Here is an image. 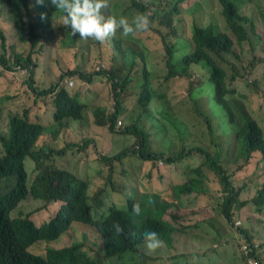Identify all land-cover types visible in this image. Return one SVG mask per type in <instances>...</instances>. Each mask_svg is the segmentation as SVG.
<instances>
[{
    "label": "trees",
    "instance_id": "16d2710c",
    "mask_svg": "<svg viewBox=\"0 0 264 264\" xmlns=\"http://www.w3.org/2000/svg\"><path fill=\"white\" fill-rule=\"evenodd\" d=\"M184 1L108 0V7L102 10L106 17L131 19L136 13L144 12L150 18V27L127 36L118 29L115 35L98 42L93 38H80L79 34L73 36L69 27L60 24L62 13H58L49 0L43 3L40 0H0V16L5 11L10 14L18 41L9 46L8 35L0 23V65L9 72L14 70L28 75L24 84L45 107L44 118L54 124L53 128L66 126L65 122L69 120H86V103L81 95L98 78L105 80L110 99L91 108L96 118L94 124L113 128L120 122L129 136L137 135L142 139L145 151L150 146L155 150L135 157L143 161L161 160L169 167L181 169L188 177L186 181H190L183 186L172 184L176 197L207 195L209 183L213 180L220 195L210 211L235 229L239 239L233 235L232 240L241 249L239 254H243L244 264H264V128L262 130L247 104L249 97L237 92L233 86L235 81L242 83V77L248 72L244 84L251 90L250 98L264 102V91L258 86L260 78L264 77V47L255 45V37H259L258 24L261 20L264 22V7L259 8L260 0H245L252 12L244 15L238 12L234 0H222L224 27L216 23H195L191 38L180 40L179 54L167 45L166 69L158 71L142 41L158 36L163 45L167 44L174 29H178L175 15ZM223 29L230 30L231 35ZM131 41L139 44L140 49L127 44ZM49 42L52 46L46 53ZM90 44H96L98 51L113 49L107 64L99 61L95 72L86 71L78 59L77 47L84 51V47ZM59 50L58 57L64 58L63 63L58 58L51 59ZM229 55L240 59L241 66L234 64ZM43 59L47 60L46 68ZM224 62L232 64L233 71L227 69ZM52 67L56 77L49 82L44 72ZM177 77L189 79V105H182L177 96L171 97L168 92L170 81ZM72 78L75 79L74 86L67 83ZM208 88L209 103L205 105L193 92ZM132 105L136 106L137 112L133 111ZM184 108L188 111L182 114ZM11 118V138L6 144H0V177H15L13 191L8 196L0 194V264H109L110 257L142 264L137 253L145 246L142 240L145 232L156 231L162 244L174 248L179 236L192 241L203 239L200 229H189L193 225L200 227L202 221H207L212 228L210 218H187L185 210L179 213L176 204H166L161 193L129 194L124 204L110 206L104 219L94 221V214L102 209L103 204H87V185L70 173L47 167L28 184L23 158L30 152L41 129L45 131V126L41 124L40 127L31 120L29 108ZM151 125L155 132L148 129ZM166 129L170 132L165 133ZM173 132L176 133L173 135ZM217 132L230 137L231 143L219 140ZM157 137L165 138L171 147L178 140L182 147L173 151L159 149ZM196 156L201 160L198 166L185 168L182 165L183 161ZM231 165H235V171L229 169ZM249 167L253 168L252 171L242 177ZM209 172L216 177L210 178ZM249 185L253 192L240 200ZM26 194L42 196L46 204L57 198L67 199L70 206L65 214L37 229L28 219L11 220L9 216L10 209ZM134 204L141 209L138 219L131 216ZM41 209L38 207L35 211ZM237 219L241 220L238 226ZM75 222L94 226L102 240L97 255L103 254L104 260L91 256L81 241L50 249L47 259L26 250L38 238H57ZM116 225L120 226V231L116 230ZM209 234L212 237L208 242V261H222L224 256L221 254L228 253L232 254L231 264H235L236 253L225 247L229 240H224L217 231H209ZM179 249L177 246L176 250ZM175 256L176 259L184 257L187 263L191 258L196 263L200 257L197 252L181 251Z\"/></svg>",
    "mask_w": 264,
    "mask_h": 264
},
{
    "label": "rangeland",
    "instance_id": "374dc122",
    "mask_svg": "<svg viewBox=\"0 0 264 264\" xmlns=\"http://www.w3.org/2000/svg\"><path fill=\"white\" fill-rule=\"evenodd\" d=\"M114 1V0H113ZM238 7V12L240 14L247 15L252 11L247 7L245 0H234ZM5 4V3H4ZM264 7V0L259 1V8ZM56 10V9H55ZM58 13L59 10H56ZM6 14L9 18L3 19V26L5 32L8 35V45L12 46L17 44V38L15 35V30L11 23V16L6 11ZM222 12L218 0H185L180 5V11L175 15V24L178 28V37H183L185 39H190L192 36V28L195 23L198 24H210L216 23L221 28L224 27L223 19L221 17ZM251 19L252 16H249ZM227 27V26H226ZM227 31L230 35V30L223 29ZM264 28L259 25L257 28V33H263ZM262 41V39H260ZM128 45L134 46L136 49H140V45L134 41L127 43ZM142 44L148 49L149 59L151 63L159 70L166 69L165 61L168 57L166 55L164 45L160 37H154L153 39H147L142 41ZM52 43L46 45L45 52L49 53ZM236 48L239 46L236 45ZM141 48L143 46L141 45ZM78 51V59L81 60L86 68V71L95 72L97 71L99 61H103L106 65L107 58L110 57L113 49L101 50L98 51L96 44H90L89 46L84 47V51ZM59 52H55L52 56V61L54 58H58L60 63L64 62V58L59 56ZM176 54V53H175ZM232 62L236 65L241 66V60L235 56L229 55ZM44 68L48 66L47 60H42ZM224 66L233 71V66L230 63L224 62ZM8 80L10 83L13 81H18L19 84H24L28 79L27 74H19L18 72L12 70L9 72ZM4 70L0 66V76L3 74ZM248 72L243 76L242 83H233L234 89L237 92L243 93L249 97L247 99V104L250 109L253 111L254 116L258 120L260 127L264 128V102L254 100L251 97V90L244 83L247 79ZM19 75V78L17 77ZM45 77L49 82L53 81L56 77L54 67L49 68L47 72H44ZM73 79V78H72ZM75 82V79H73ZM264 87V82L262 83ZM19 87V86H18ZM189 87V79L177 77L170 81L168 86V92L170 96H177L180 103H185L189 105L187 101V88ZM210 88L204 91H195L194 95H198L201 103L206 105L208 101V93ZM257 98L261 97L257 95ZM81 99L86 103V120L83 122L76 121H66V126L56 127L54 131H58L57 135L54 136L53 132L48 130L45 134L43 140L40 142L42 145H51L55 150H63L64 154L57 156L55 162L63 167L70 170H73L80 178H83L89 181V193L90 200L92 204H95V199H100L103 201V209H108L110 206L117 204L122 205L125 203L126 196L129 194H152V193H161L163 195V201L166 204H176V208L181 213L185 210L186 217L193 220L198 219H207L210 218L212 221V228L209 226V222L202 221L199 226L193 225L190 227V230L200 229L202 232L203 239L195 238L193 241L189 238H184L177 240L174 248L169 247L164 244L166 247L165 250L158 249L152 253L151 260L157 262L153 264H170L169 258L167 256H174L171 259L172 263L175 264H230L232 263L231 256L232 254H221L224 256V260L219 261L215 260L209 262L207 259L208 251V242L211 239V232H219L224 240H229L228 249L232 253H236L235 264H244L243 254H239L241 249L233 242L232 236L235 235L237 239L239 236L235 233V229L229 225L227 221H224L222 218L218 217L210 210L215 204L216 197L220 195L219 188L215 185L212 180L209 183V193L206 195H199L196 198H191L190 194L184 195L182 197H176L173 194L174 183H183L187 180V175L178 168L169 167L163 161H143L138 159L135 156L128 154L121 161H114L113 167L111 168L107 162L108 158H113L118 153L123 150L134 147L137 144V141L134 137L124 135L121 133V130L124 129L123 126L116 128V131L112 132L109 129V126H99L95 125V117L91 113V108L96 104L108 101L110 99V90L109 86L105 80L98 78L97 82L89 86L84 95H81ZM30 103L27 98L23 99L22 103L17 105L15 112H21L23 107ZM183 105V104H182ZM134 112H137L136 106H131ZM188 109L184 108V113H187ZM52 120L54 118L52 116ZM6 121V118H5ZM86 124H84V122ZM45 123L49 126L52 124L51 121L45 119ZM118 125V124H117ZM149 125V124H147ZM2 128L5 129V122L2 123ZM176 132H173V135ZM217 137L221 141H229L231 143V138L221 135L217 132ZM156 144L159 149H167L168 151H173L176 147L179 149L182 147L181 143L176 142L172 149L170 143L165 138H156ZM4 150H2V154ZM1 155V154H0ZM199 157H192L182 162V165L187 168V166L196 167L200 164ZM28 171V184L32 180V173L30 171V160L27 164ZM231 171H235V165H231L229 168ZM252 167H249L244 174L248 175L252 171ZM210 173V178H215L216 175ZM163 179V180H162ZM218 190V192H217ZM253 192L252 186L249 185L242 195L240 200L249 196ZM182 202V203H181ZM42 202L34 201L31 198L25 201L22 205L23 210H32L38 207ZM213 211V210H212ZM46 213L52 212V209L44 211ZM44 212L37 213V221L40 222L45 219L47 216H44ZM48 220V219H47ZM37 223L36 219L34 220ZM43 223L45 221H42ZM197 223V222H196ZM241 224V220L237 219L236 226ZM199 227V228H198ZM217 239V238H216ZM75 241H81L84 245V249L90 253L91 256L97 257L98 259L104 260L103 254L97 255L98 245L102 244V240L98 233L96 232L94 226L84 225L82 223H76L69 231L63 234L57 241H39L33 244L30 247V251L34 254L44 255L47 248L49 247H63L64 244H72ZM69 244V245H70ZM179 247V250H176V247ZM178 251L184 253L197 252L200 257H197L196 263H193L192 258L188 260V263L184 257H179L176 259V254ZM148 253L146 246H143L137 253L139 261L142 263L148 258L145 255ZM220 256V255H217ZM158 259H155L157 258ZM114 264H131L127 260H123L117 257L111 259Z\"/></svg>",
    "mask_w": 264,
    "mask_h": 264
},
{
    "label": "clouds",
    "instance_id": "9594fccd",
    "mask_svg": "<svg viewBox=\"0 0 264 264\" xmlns=\"http://www.w3.org/2000/svg\"><path fill=\"white\" fill-rule=\"evenodd\" d=\"M232 2V0H230ZM41 3L44 2V0H40ZM50 4L56 8V10H59L61 15V23L64 26H67L70 28L72 35L76 36L79 34L80 38H93L98 42H104L108 37L113 36L116 34L117 30L119 29L121 34L123 36H127L129 34H134L138 31H146L150 27V18L147 14L144 12H138L136 13L131 19L125 16H120L119 18H116L114 16H105L103 13V9L108 7V0H49ZM220 9H224V4L222 3V0H218ZM9 18L5 12H1L0 16V23L4 29L3 26V19ZM261 25L264 28V22L261 20L258 24V26ZM5 31V29H4ZM195 28H192V34H194ZM259 37H255L256 40V47H264V32L258 33ZM183 37H178V29H174L172 32V36L168 39L167 44H164V49L166 52V55L169 56V52L167 49V45L173 47V52L176 54L180 53V48L182 44L180 43V40ZM262 39V41H260ZM1 66V65H0ZM2 67V66H1ZM3 68V67H2ZM16 68H21V66H17ZM4 72L0 76V144L3 142L6 144V142L11 138L12 135V118L11 116H14L18 114L19 112H15L14 110L17 108V105L19 103L23 102L24 98H27L30 103H27L24 108L30 109V118L32 121L37 122V125L41 127V124L45 126V131L41 129L40 134L32 144V147L30 149V152L26 154L23 158V163H25L26 168L28 164V160H30V171L32 173V179L34 180L35 176L38 178L42 171H44L47 167L48 168H56L60 171H65L70 173L74 176L75 179L78 181L85 183L87 185V204H92L90 200V193H89V181L80 178L73 170L63 168L59 166L55 160L57 156L63 155L65 151L61 150H55L51 145H42L40 142L43 140L45 134L48 130L53 132V135L56 136L58 131H54L56 129L54 127V124L47 125L45 123L44 118V112L45 107L41 105L38 98L34 96V94L31 92V90L28 88V85L25 84H19L18 81H13V83H10L7 78V71L3 68ZM7 70V69H6ZM18 77V76H17ZM70 80H68V84ZM73 84L70 86H74L75 82L74 80ZM264 82V77H261L258 83L259 88L264 91V87L262 86V83ZM19 86V87H18ZM22 112V111H21ZM40 115H43V117L40 118ZM6 118V121H5ZM5 122L6 128H2V123ZM79 122V121H76ZM120 126V122H118L117 127ZM117 127H113L109 129L114 132L116 131ZM155 132V128L153 125H151L150 128ZM165 133L170 132L169 129H166L164 131ZM121 133L124 135H128L123 129L121 130ZM129 136V135H128ZM136 139L137 144L129 148L127 150H123L122 152L115 155L113 158H108L107 162L109 166L112 168L114 161H121L125 156L128 154L132 156H144L152 153L155 151L151 146L148 147V151H145V147L143 146V141L140 137L137 135L132 136ZM179 142L176 140L174 143ZM180 143V142H179ZM2 145V144H1ZM3 147V146H2ZM172 149V147H171ZM171 151V150H170ZM55 153V154H54ZM7 154V151H6ZM6 154L4 156H6ZM190 181V180H189ZM189 181H186L184 183H180V185H184L188 183ZM15 183V177L10 175H4L0 177V194L2 196H8L13 191V186ZM32 199L34 201H40L42 202L38 207H41L42 209L40 211H35L38 207L32 209V210H23L22 205L25 201L28 199ZM127 199V196H126ZM95 202L98 204H103V201L100 199H95ZM70 206V201L61 198L55 199L52 203L46 204L43 201L42 196H32L27 195L19 200L16 205L10 209L9 216L11 220H18V219H28L30 220L34 226L37 229H40L45 224L49 223L54 218L58 217L61 214H65ZM102 209L94 214V221H100L104 219V214L107 209ZM49 209H52V212L49 214L44 212L48 211ZM44 212V216L49 215L42 221H45L44 223L42 221H37V213L38 212ZM131 216L134 219H138L141 216V209L138 204H134L131 207ZM37 223H35V220ZM48 219V220H47ZM76 223V222H75ZM72 227L74 226V224ZM70 226V224H69ZM68 228L62 232L57 238L54 239H44V238H38L35 241H33L26 250L30 253V247L39 241H57L63 234H65ZM71 227V228H72ZM116 230L120 231V226L116 225ZM142 240L144 241V244L146 248L148 249V253L145 255L147 256V260L142 262V264H153L157 261L151 260L152 253H154L158 249L165 250L166 247H164L162 244L161 239L159 238V235L156 231H147L144 233ZM177 243V241H176ZM57 247H49L46 250V253L44 255L40 254H34L37 257H41L44 259H47V255L50 249H56ZM61 248V247H60ZM172 248V247H171ZM169 259L170 264H172L171 259L172 256H167ZM155 259H158L155 258ZM109 264H114L111 260V257L109 259Z\"/></svg>",
    "mask_w": 264,
    "mask_h": 264
},
{
    "label": "built area",
    "instance_id": "2783aa9c",
    "mask_svg": "<svg viewBox=\"0 0 264 264\" xmlns=\"http://www.w3.org/2000/svg\"><path fill=\"white\" fill-rule=\"evenodd\" d=\"M69 83H70V85H72V84H73V81H72V80H70V81H69Z\"/></svg>",
    "mask_w": 264,
    "mask_h": 264
},
{
    "label": "crops",
    "instance_id": "0c3cea01",
    "mask_svg": "<svg viewBox=\"0 0 264 264\" xmlns=\"http://www.w3.org/2000/svg\"><path fill=\"white\" fill-rule=\"evenodd\" d=\"M262 256H264V251L262 252Z\"/></svg>",
    "mask_w": 264,
    "mask_h": 264
}]
</instances>
